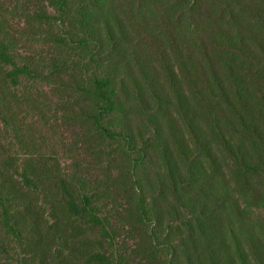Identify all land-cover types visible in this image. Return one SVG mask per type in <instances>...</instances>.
<instances>
[{
	"label": "trees",
	"instance_id": "trees-1",
	"mask_svg": "<svg viewBox=\"0 0 264 264\" xmlns=\"http://www.w3.org/2000/svg\"><path fill=\"white\" fill-rule=\"evenodd\" d=\"M154 1L0 0V264H264V222L243 221L264 214V46L253 31H220L230 93L189 24L199 59L171 47L181 58L166 62L170 98L134 48L159 51L156 31L125 21L127 5ZM257 1L249 12L264 24ZM179 75L198 95L207 139ZM89 153L107 159L106 174ZM64 222L87 244L72 245Z\"/></svg>",
	"mask_w": 264,
	"mask_h": 264
},
{
	"label": "rangeland",
	"instance_id": "rangeland-1",
	"mask_svg": "<svg viewBox=\"0 0 264 264\" xmlns=\"http://www.w3.org/2000/svg\"><path fill=\"white\" fill-rule=\"evenodd\" d=\"M260 4L261 2L257 0H237L235 2L197 0L195 4L189 6L183 0H155L152 6L143 7L139 12H131V6L127 5L125 21L128 22L130 26L137 24L142 27H148L150 29L153 28L156 31L157 38L159 39L156 44L160 48L159 51L150 45L149 42L143 41H139L134 48L138 52L143 63L145 62L149 68L157 73V79L165 83L164 88L170 98H173L172 93L174 90L170 89L171 85H169L168 82L170 70L169 67L167 70L166 62L168 63V66H170L173 62H180L179 58H181V51L178 50L177 52H173L171 47L175 44L178 45L181 43L185 47V53L189 57H193L194 61H196L199 55L198 51L195 50L199 44L196 41H192L190 45V41L192 39L188 37V25L192 23L195 28V30H193V33L195 34L194 38L203 39V41L206 40L209 46V52L212 53V58L218 68L220 78L225 81L228 91L232 93L233 91H231V84H229L227 70L225 68L227 53L218 45V43L222 41L220 38V31L222 29L233 31L234 29L236 30L237 27L245 31H253L258 37V41H261V45L264 46V24L254 21L249 12L251 8H258ZM140 34L142 35V38L148 36L143 31H140ZM216 44L218 45V48L215 46ZM248 47L256 49V44L248 39ZM256 55H258L257 51ZM258 58H261L260 54ZM229 62L235 69H238V66L242 67L243 64L237 59ZM187 66L190 68L191 65L188 63ZM260 70L262 71L264 69L260 68ZM252 74L257 75V70L254 69ZM247 79L249 81V87L254 88L251 81L254 80L255 82L256 78L253 75H250ZM176 82L179 83L178 89L183 92V97L185 95L183 101L185 103L187 101L189 104L188 107L195 113L197 126L200 129V135H202L201 137L207 139L209 136V127L206 124L204 111L202 109V105L198 101L199 98L193 85L189 83L187 78L185 79L181 75L178 76ZM260 82V86L261 84L264 85V79ZM133 114L135 120L139 122V115L137 112H134ZM171 117L174 118L173 116ZM210 140H212V138H210L209 141ZM85 161L89 167H93V172L96 171L95 173L100 175L106 174L105 170L100 168V166H102L101 164L107 161L105 157H102L97 153H89V157L85 158ZM27 196L34 200V204L30 209L35 213H37L39 209L41 210L37 204V200L35 199L36 197L29 195V193ZM243 196L249 204H256L254 193L243 189ZM48 200L53 203V200L51 199V192L48 193ZM254 210L255 209L248 210L244 214L245 220L243 221L264 222V214ZM29 218L30 217L27 219ZM48 223L50 225L54 224V222ZM63 225L66 226H62V229L68 232L69 236H71L69 238L72 245H78L81 247L87 244L88 234L86 232L79 230L70 224H66V222H64Z\"/></svg>",
	"mask_w": 264,
	"mask_h": 264
}]
</instances>
